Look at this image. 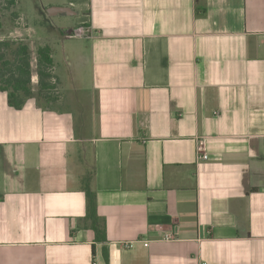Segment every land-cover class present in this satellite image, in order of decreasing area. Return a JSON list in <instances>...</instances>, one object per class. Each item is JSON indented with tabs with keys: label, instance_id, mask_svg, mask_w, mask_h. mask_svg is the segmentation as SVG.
I'll return each mask as SVG.
<instances>
[{
	"label": "crops",
	"instance_id": "1",
	"mask_svg": "<svg viewBox=\"0 0 264 264\" xmlns=\"http://www.w3.org/2000/svg\"><path fill=\"white\" fill-rule=\"evenodd\" d=\"M33 23L9 33L50 46L58 94L0 91V264H264V0H44Z\"/></svg>",
	"mask_w": 264,
	"mask_h": 264
},
{
	"label": "trees",
	"instance_id": "2",
	"mask_svg": "<svg viewBox=\"0 0 264 264\" xmlns=\"http://www.w3.org/2000/svg\"><path fill=\"white\" fill-rule=\"evenodd\" d=\"M16 1L6 0V3L14 6ZM14 14L17 15L15 11ZM32 60L29 44L25 40L8 37L0 39V91L6 92L8 105L14 109H21L30 98H34L40 106L56 100L53 91L57 87V78L53 73L50 46L38 45L35 50L36 90L32 84ZM83 190L86 198L85 225L94 231L96 241L105 242V221L97 215L96 192L88 181Z\"/></svg>",
	"mask_w": 264,
	"mask_h": 264
},
{
	"label": "rangeland",
	"instance_id": "3",
	"mask_svg": "<svg viewBox=\"0 0 264 264\" xmlns=\"http://www.w3.org/2000/svg\"><path fill=\"white\" fill-rule=\"evenodd\" d=\"M0 27H2L0 29V39L2 38H18L15 35L16 34H10L9 31L12 30V28L14 27H18V28H24V26H27V24H31L34 25L33 23V16L38 14V9L40 7H42V3L44 2V0H20L19 3V7L20 10H22L26 15H27V19L26 18H19V13L17 10V6H18V1H16L17 4H15L14 6H9L6 3V0H0ZM14 11L17 13V15L14 14ZM25 37L24 40H26V38H28V36H26L25 34L23 35V38ZM31 38L32 40L35 39L34 34L31 32ZM32 53V52H31ZM34 54V53H32ZM32 84L34 87V90H36V66H35V60H34V55H32ZM58 94V87H56L53 91V95L56 96ZM54 103V101L49 102L47 105L51 106Z\"/></svg>",
	"mask_w": 264,
	"mask_h": 264
},
{
	"label": "built area",
	"instance_id": "4",
	"mask_svg": "<svg viewBox=\"0 0 264 264\" xmlns=\"http://www.w3.org/2000/svg\"><path fill=\"white\" fill-rule=\"evenodd\" d=\"M94 34L92 29H90L87 26L84 25H79L74 27L69 33V37H75V38H82V37H91ZM131 246L130 243H124L123 247L124 248H129Z\"/></svg>",
	"mask_w": 264,
	"mask_h": 264
},
{
	"label": "water",
	"instance_id": "5",
	"mask_svg": "<svg viewBox=\"0 0 264 264\" xmlns=\"http://www.w3.org/2000/svg\"><path fill=\"white\" fill-rule=\"evenodd\" d=\"M58 11L68 12V13L72 12L68 7H50V9H48L49 14H53Z\"/></svg>",
	"mask_w": 264,
	"mask_h": 264
}]
</instances>
